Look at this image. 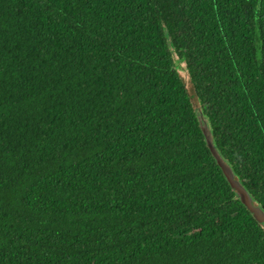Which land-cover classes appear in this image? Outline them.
I'll return each mask as SVG.
<instances>
[{
    "label": "trees",
    "instance_id": "16d2710c",
    "mask_svg": "<svg viewBox=\"0 0 264 264\" xmlns=\"http://www.w3.org/2000/svg\"><path fill=\"white\" fill-rule=\"evenodd\" d=\"M264 0H0V264H264Z\"/></svg>",
    "mask_w": 264,
    "mask_h": 264
},
{
    "label": "water",
    "instance_id": "95a60500",
    "mask_svg": "<svg viewBox=\"0 0 264 264\" xmlns=\"http://www.w3.org/2000/svg\"><path fill=\"white\" fill-rule=\"evenodd\" d=\"M183 81H184V79H183ZM184 83H185V81H184ZM188 92H189V90H188ZM195 110H196V114L198 117L200 128H201L202 133L204 135L205 142H206L211 154L213 155L216 162L220 166V168H221L225 178L227 179L229 185L236 192L238 198L241 200L243 205L249 210V212L252 214V216L257 221L264 223V210L250 196L249 192L244 187L242 182L236 177V175H235L234 171L232 170L230 164L221 156V154L219 153V151L215 147L212 132H211L210 123L208 122L207 117L202 113V109L200 107H197V109L195 108Z\"/></svg>",
    "mask_w": 264,
    "mask_h": 264
},
{
    "label": "rangeland",
    "instance_id": "374dc122",
    "mask_svg": "<svg viewBox=\"0 0 264 264\" xmlns=\"http://www.w3.org/2000/svg\"><path fill=\"white\" fill-rule=\"evenodd\" d=\"M174 58L176 59V68L178 69L179 74L182 76V78L185 81L186 88L189 90V93L191 95V100L193 102L194 107L197 109V107H202L200 103L197 101L196 95L194 93L193 87L191 85V82L189 80L188 72L185 68V63L183 61H180L177 59L176 54H174ZM259 222V221H258ZM260 224H264L259 222Z\"/></svg>",
    "mask_w": 264,
    "mask_h": 264
}]
</instances>
